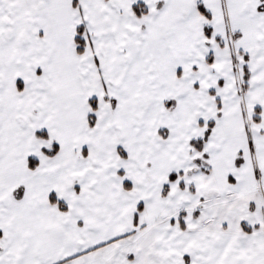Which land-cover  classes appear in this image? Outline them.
<instances>
[{"label": "snow or ice", "instance_id": "obj_1", "mask_svg": "<svg viewBox=\"0 0 264 264\" xmlns=\"http://www.w3.org/2000/svg\"><path fill=\"white\" fill-rule=\"evenodd\" d=\"M0 264H264V0H0Z\"/></svg>", "mask_w": 264, "mask_h": 264}]
</instances>
